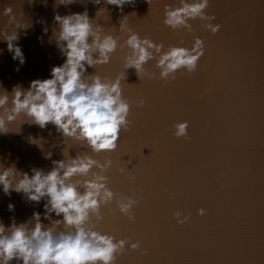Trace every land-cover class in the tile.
I'll return each mask as SVG.
<instances>
[{"label": "water", "instance_id": "obj_1", "mask_svg": "<svg viewBox=\"0 0 264 264\" xmlns=\"http://www.w3.org/2000/svg\"><path fill=\"white\" fill-rule=\"evenodd\" d=\"M165 5L179 7V0H152L150 6L135 0L134 6L126 5L127 27L163 44L164 51L172 46L190 48L199 37L205 54L197 70L178 71L168 82L159 78L156 60L144 65L148 75L140 79L135 70H127L121 87L130 105L131 126L121 132L110 153L94 154L70 138L63 144L53 125L42 130L21 114L8 125V134H0V171L14 166L31 176L33 168L47 172L53 160L76 154L101 163L110 159L112 166L105 173L109 189L139 200L132 209L134 221L119 212L115 201L101 207V222L92 218L93 230L140 243L138 250L118 256L116 264H264V0H210L206 14L215 16L213 23L221 26L215 35L198 19L190 21L191 33L172 31L163 24ZM8 6L29 28L17 30L23 65L12 59L7 43L0 40V94L11 93L16 85L27 90L31 81L51 78L52 67L63 64L65 58L55 43V14L87 9L94 27L100 25L103 34L119 37L110 63L88 68V74L114 80L125 72L123 57L128 50L119 45L127 33L119 30L122 16L115 6L103 0L100 5L75 0L67 7L57 6L56 0H33L31 5L28 0H0V31L7 24L2 13ZM140 100L143 107H137ZM184 121L189 124V140L173 135V125ZM49 152L51 159H46ZM9 204L14 211L8 210ZM198 209L206 214L197 215ZM177 211L190 217L187 224H176ZM33 212L41 213L42 223L50 226L43 220V202H29L14 191L6 196L0 187V222L6 228L12 218L24 223Z\"/></svg>", "mask_w": 264, "mask_h": 264}, {"label": "clouds", "instance_id": "obj_2", "mask_svg": "<svg viewBox=\"0 0 264 264\" xmlns=\"http://www.w3.org/2000/svg\"><path fill=\"white\" fill-rule=\"evenodd\" d=\"M89 2L100 5L102 0ZM145 2L150 6L152 0ZM28 3L31 5L33 0ZM74 3L75 0H56L57 6L67 7ZM103 3L115 6L122 16L119 30L127 33V38L119 47L128 50L123 57L125 72L114 80L88 74V68L96 69L110 63L119 37L103 34L100 25L94 27L87 9L83 13L65 16L55 14L54 23L58 30L55 43L65 58L64 62L52 67L51 78L33 80L27 90L16 85L11 93L0 94V134H8V125L23 114L31 121L30 125L42 130L53 125L63 144L65 138H70L86 144L94 154L110 153L116 150L121 132H127L131 126L128 119L130 105L123 99L121 87V81L127 79V70H135L140 79L148 75L144 65L156 60L159 78L165 82L174 80L178 71L191 74L197 70L198 62L205 54L204 41L199 37L194 39L190 48L172 46L164 51L163 44L141 38L127 27L129 14H123L124 7L134 6L135 0H103ZM209 3L210 0H179V7L165 5L163 24L172 31L191 33L190 21L198 19L205 31L215 35L221 26L213 23L215 16L206 14ZM101 10L99 8L97 12ZM2 14L8 20L4 30L0 31V40L7 43L12 59L23 65L25 58L17 46V30L29 27L20 23L10 6L4 7ZM10 26L13 31L8 32ZM44 31L47 33V29ZM143 105V100L138 101L137 107ZM188 128L187 121L176 123L173 135L177 139L189 140ZM29 139L32 143H39L31 137ZM65 151L63 148V156ZM51 155L49 152L45 158L51 159ZM52 165L47 172L33 168L31 176L14 166L0 171V187L4 194L10 197L14 191L29 202H43V220L49 221L50 225L42 223L39 212H33L24 223L17 224L12 218L13 222L7 228L0 222V264H12L13 261L15 264H116L118 256L140 248L139 242L117 240L112 235L93 230L92 218L96 223L103 220L102 206L115 201L119 212L134 221L132 209L139 203L138 199L117 196L107 186L109 178L105 173L112 166L110 159L101 163L87 154H76L74 158L53 160ZM94 168L98 171L93 172ZM120 172L123 173L124 169ZM14 207L9 204L8 210L14 211ZM53 214L56 219L52 218ZM205 214V209L197 210V215ZM173 218L177 225L187 224L190 220L180 211L175 212Z\"/></svg>", "mask_w": 264, "mask_h": 264}]
</instances>
